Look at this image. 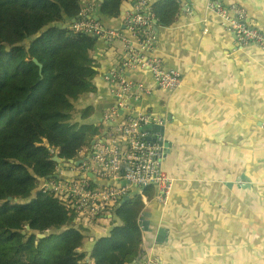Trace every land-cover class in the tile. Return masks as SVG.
<instances>
[{
	"label": "crops",
	"instance_id": "0c3cea01",
	"mask_svg": "<svg viewBox=\"0 0 264 264\" xmlns=\"http://www.w3.org/2000/svg\"><path fill=\"white\" fill-rule=\"evenodd\" d=\"M176 2L192 13L179 12L169 27L157 25L156 56L179 74L182 85L134 105L136 112L165 119L162 138L169 149L163 167L172 181L165 204L154 201V193L149 202L142 197L151 231L141 230L135 264L146 258L160 264H264V52L255 47L233 52L234 37L210 11L208 0ZM224 4L244 7L250 25L264 33V0ZM96 18L106 28L123 30V16L102 18L98 8ZM120 49V44L110 49L96 41L91 53L94 91L73 104L75 123L99 125L115 106L107 75L118 65ZM124 75L151 85L147 73ZM88 108L93 113L82 121L79 112ZM107 228L90 232L80 252H90ZM159 229L164 231L160 240Z\"/></svg>",
	"mask_w": 264,
	"mask_h": 264
},
{
	"label": "trees",
	"instance_id": "16d2710c",
	"mask_svg": "<svg viewBox=\"0 0 264 264\" xmlns=\"http://www.w3.org/2000/svg\"><path fill=\"white\" fill-rule=\"evenodd\" d=\"M88 1L0 0V264L139 260V219L145 210L140 195L132 194L115 213L120 225L111 216L117 204L109 208L111 218H104V226L111 230L90 252H80L91 239L89 233L75 226L70 209L40 188L47 177L53 178L55 155L64 160L85 156L93 139L104 132L101 125L73 121V104L94 91L91 53L96 40L70 29ZM123 1L100 0L101 17L117 18ZM180 11L176 0L153 7L164 27L173 24ZM79 113L84 121L93 110ZM153 193L152 187L144 189L147 202ZM37 233L46 236L37 240Z\"/></svg>",
	"mask_w": 264,
	"mask_h": 264
},
{
	"label": "built area",
	"instance_id": "2783aa9c",
	"mask_svg": "<svg viewBox=\"0 0 264 264\" xmlns=\"http://www.w3.org/2000/svg\"><path fill=\"white\" fill-rule=\"evenodd\" d=\"M133 3L132 9L123 15V30L106 28L96 18L98 2L90 0L82 6L78 18L70 29L103 41L108 48L120 44L115 69L107 79L113 86L112 95L117 107L107 110L99 123L104 129L90 150V155L80 166L58 164L53 178L41 185L74 216V224L89 228L90 223L104 220L109 208L124 197L135 194L143 197L144 189H154V201L165 204L172 191V181L164 171V140L155 134L148 138L143 131L146 125L165 126V119L148 113L136 112L134 105L152 97L157 91L174 92L182 85L179 74L168 70L156 56L158 25L153 4L161 0H125ZM225 0H208V8L223 19L225 31L234 37L233 52L255 47L264 52V33L249 23V14L244 7L233 4L225 6ZM182 15L192 10L183 7ZM139 71L150 76L151 85L125 77L124 70ZM264 132V124L260 126ZM85 156H81L80 159ZM93 175L102 183L114 182L116 187L100 188L88 178ZM92 183V185H91ZM109 218V217H107ZM141 220L139 219V226ZM80 264H93L88 258ZM140 264H160L157 259L146 258Z\"/></svg>",
	"mask_w": 264,
	"mask_h": 264
},
{
	"label": "water",
	"instance_id": "95a60500",
	"mask_svg": "<svg viewBox=\"0 0 264 264\" xmlns=\"http://www.w3.org/2000/svg\"><path fill=\"white\" fill-rule=\"evenodd\" d=\"M132 5H133V3H128L127 1H123L122 3H121V6H120V16H123L124 15V13L125 12H127V11H130L131 9H132ZM74 22V20L72 21V23ZM94 40H96L97 41V39L96 38H94ZM34 63L35 64H37L38 66H39V68L41 69V65H39L35 60H34ZM125 72L127 71L125 68H123V67H121ZM115 98V97H114ZM117 107V100H116V98H115V106L113 107V108H116ZM143 129V131L146 133V134H148V135H150L151 134V132L152 133H154V134H157V135H159V136H161V137H163V134H164V126H154V125H146L144 128H142ZM96 139H97V136L93 139V141L91 142V144H90V147L92 148L93 147V145H94V143H95V141H96ZM163 145H164V155H166L167 153H168V149H169V144L168 143H166V142H164L163 143ZM89 155H90V151L85 155V157H82V158H80V159H74V160H64V159H59L56 155L53 157V161L58 165V164H63V163H68V164H71V165H73V166H75V167H78V166H80L81 165V163L83 162V161H86L87 160V158L89 157ZM80 178L81 179H86V178H88L93 184H95V186H97V187H100V188H104V187H116V188H120V185L119 184H116V183H114V182H109V183H102V182H100L95 176H93V175H87V176H80ZM47 180L48 179H50V177H47L46 178ZM132 199V197L131 196H126V197H124L119 203H118V205L115 207V209H114V213H113V215H111V216H113V220H115L117 223H119L118 225H120L121 223H120V221L116 218V215H115V213L119 210V208L122 206V205H124L125 203H127V202H129L130 200ZM145 218L147 219L148 218V216H147V214L146 213H143V215L140 217V220H141V223H140V228H141V230H143V231H151V230H149L148 228H149V223H148V221L147 220H145ZM26 229L27 230H29V227H26ZM62 231V230H61ZM157 233H158V240H160L163 236H164V231L163 230H158L157 231ZM22 234H24V232L22 233ZM46 236V233H44V234H42V233H37L36 234V239L37 240H39V239H42V238H44ZM100 237H97L96 238V240H95V242L99 239ZM95 242L94 243H92V245H91V249H93V247H94V245H95ZM88 260H89V258H88Z\"/></svg>",
	"mask_w": 264,
	"mask_h": 264
},
{
	"label": "rangeland",
	"instance_id": "374dc122",
	"mask_svg": "<svg viewBox=\"0 0 264 264\" xmlns=\"http://www.w3.org/2000/svg\"><path fill=\"white\" fill-rule=\"evenodd\" d=\"M90 150H91V147H90ZM104 223H107V222L105 220H100V221L95 222V223H90L89 228H85V229H86V231L88 233H90L89 231H92V232L93 231H102V232L105 233L106 232V229H105L106 227L104 226ZM108 228H109V231H110L111 228L110 227H108Z\"/></svg>",
	"mask_w": 264,
	"mask_h": 264
}]
</instances>
